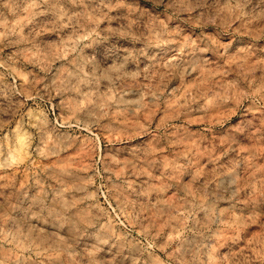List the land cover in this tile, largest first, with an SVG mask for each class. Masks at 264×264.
Instances as JSON below:
<instances>
[{
  "label": "rangeland",
  "instance_id": "374dc122",
  "mask_svg": "<svg viewBox=\"0 0 264 264\" xmlns=\"http://www.w3.org/2000/svg\"><path fill=\"white\" fill-rule=\"evenodd\" d=\"M0 264H264V0H0Z\"/></svg>",
  "mask_w": 264,
  "mask_h": 264
},
{
  "label": "bare ground",
  "instance_id": "6f19581e",
  "mask_svg": "<svg viewBox=\"0 0 264 264\" xmlns=\"http://www.w3.org/2000/svg\"><path fill=\"white\" fill-rule=\"evenodd\" d=\"M166 116V115H165ZM163 117V116H162ZM147 123L148 124L147 126L144 125L141 130L139 131H134L131 133V138H136L138 137L139 135H144L146 134L147 132H149L152 128H153V125L155 123V129L158 130L160 128V126H163L167 121L169 120H166L165 118H160V119H157L156 120V117H155V114L154 113H151L147 116ZM174 120H177V119H174ZM178 121V120H177ZM190 125V124H189ZM174 127V126H173ZM177 127V126H175Z\"/></svg>",
  "mask_w": 264,
  "mask_h": 264
}]
</instances>
